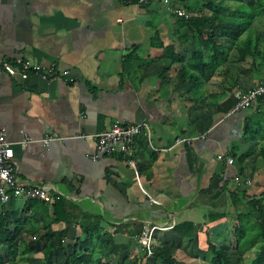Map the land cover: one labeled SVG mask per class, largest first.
Listing matches in <instances>:
<instances>
[{"label": "crops", "instance_id": "1", "mask_svg": "<svg viewBox=\"0 0 264 264\" xmlns=\"http://www.w3.org/2000/svg\"><path fill=\"white\" fill-rule=\"evenodd\" d=\"M172 3L192 16L213 13L205 0ZM226 3L234 7L219 11L214 30L185 25L161 0H0V63L28 58L69 71L0 75V125L14 142L18 174L54 198L0 200V213L38 236L49 227L68 252L87 238V224L99 223L96 250L110 264H164L158 250L183 264H211L208 240L236 251L229 190L264 197V100L235 111L233 95L264 80V8L253 33L237 35L241 20L231 19L251 0ZM212 33L220 64L203 72L195 57ZM251 35L253 55L241 59ZM117 122L149 126L136 139L135 166L96 149L95 134ZM49 134L70 138L46 145L40 140ZM25 136L33 138L26 146ZM178 137L194 139L176 144ZM146 225L171 226L156 230L152 256L139 241Z\"/></svg>", "mask_w": 264, "mask_h": 264}, {"label": "trees", "instance_id": "2", "mask_svg": "<svg viewBox=\"0 0 264 264\" xmlns=\"http://www.w3.org/2000/svg\"><path fill=\"white\" fill-rule=\"evenodd\" d=\"M138 1V0H131ZM208 9L212 10L211 16H204L202 14L196 16H190L189 18L181 17L182 22L185 25H190L194 28L201 29L204 26H210L214 30L220 27L217 24L220 10H232L233 4L226 3L227 0H205ZM191 14L189 7L184 6ZM203 6H201V9ZM264 8V0H251L249 5H238L236 10H240L237 16L232 17V23L235 19H240L237 23L240 26L237 28V35L250 29L253 19L256 17V11H261ZM246 11L250 12V15L246 14ZM230 18L227 17V20ZM227 21V25H232ZM238 24V25H239ZM230 29V28H229ZM251 34L253 33L252 29ZM258 35V34H257ZM259 36V35H258ZM218 37L212 33L209 40H206V51L208 53L207 59L204 60L205 49H198L197 59L198 66L201 65L203 72L205 67L213 73L220 64L218 62V52L220 46L216 44ZM256 45V44H255ZM254 46V37L251 35L244 42V46L240 49L241 59L247 58V56L253 55L251 50ZM169 48H166L168 50ZM170 50V49H169ZM259 52L257 48L255 52ZM256 54V53H255ZM199 59V60H198ZM263 100V99H262ZM249 130V128H248ZM250 153L241 156L240 162L246 159V156ZM228 199L232 206L237 219L235 228L236 235V252L243 264H264V197H248V195L239 190H229ZM37 202V201H27ZM56 204V203H55ZM53 205V204H52ZM14 223L11 217L7 214L0 213V264H31L29 262V255L32 253L42 252L43 260L36 264H110L109 259L96 250V242L101 229L99 223H95L90 227L86 225L87 238L82 240L78 238V242L74 244L72 252H68L65 245L61 242L59 246H56L53 242L55 232L49 227L46 233L42 236H38L37 231H29L25 229L24 223L17 221ZM27 233H31V236H27ZM37 238H34V237ZM208 255L205 259L211 264H235L232 254L223 248H219L218 245L212 240H208ZM66 255V259L63 262L59 260V254ZM248 257L249 262L245 261V255ZM155 259L161 260L164 264H183L177 261L172 256L162 251L154 252ZM147 264H150L147 260Z\"/></svg>", "mask_w": 264, "mask_h": 264}, {"label": "built area", "instance_id": "3", "mask_svg": "<svg viewBox=\"0 0 264 264\" xmlns=\"http://www.w3.org/2000/svg\"><path fill=\"white\" fill-rule=\"evenodd\" d=\"M150 0H138L140 4H146ZM169 5L170 10L179 17L189 18L190 12L183 6L172 3L173 0H161ZM7 73L9 75L20 74L24 78H28L31 74L41 73L48 78L59 76H68V70H59L55 63L44 66L28 58L6 59L0 63V75ZM235 98V111L241 109H250L258 105L260 100H264V80L249 89H236L233 92ZM143 131L150 132L149 126L145 122L139 123H114L95 134L96 149L103 155H118L125 159L129 165L135 166L134 146L136 139ZM70 137L60 136L58 134H49L40 141L48 145L51 142L66 143ZM193 137H178L176 144L190 143ZM33 138L25 136L21 144L26 146L32 142ZM14 142L8 139L6 127L0 125V200L4 203L9 202L13 197L23 199L25 201H42L52 202L54 200L50 188L48 186L37 185L23 180L18 174V168L14 159ZM94 159L98 158V154L92 155ZM219 158H223L220 155ZM228 161L232 163L233 158ZM248 183H251L250 181ZM162 225H146L139 235L140 243L147 248L149 256L153 254V239L156 230L167 229Z\"/></svg>", "mask_w": 264, "mask_h": 264}, {"label": "rangeland", "instance_id": "4", "mask_svg": "<svg viewBox=\"0 0 264 264\" xmlns=\"http://www.w3.org/2000/svg\"><path fill=\"white\" fill-rule=\"evenodd\" d=\"M231 254H232V258L234 259L235 264H243V261L240 259L239 255L237 254V252L235 250H232ZM43 257H44V255L41 252L40 253H32L29 255V262L31 264H36V263L42 261ZM248 257H250V255H248L245 258L246 262H249V260H250Z\"/></svg>", "mask_w": 264, "mask_h": 264}]
</instances>
